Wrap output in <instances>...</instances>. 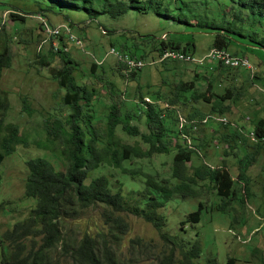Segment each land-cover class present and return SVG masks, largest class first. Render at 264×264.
<instances>
[{
    "label": "rangeland",
    "instance_id": "rangeland-1",
    "mask_svg": "<svg viewBox=\"0 0 264 264\" xmlns=\"http://www.w3.org/2000/svg\"><path fill=\"white\" fill-rule=\"evenodd\" d=\"M4 1L6 4L0 3V52L3 47L6 48L8 63L0 67V90L7 100L3 122L17 126V143L14 151L0 162V234L15 221L25 218L35 203L33 198L23 195L26 174L24 160L38 156L47 160L56 170L66 169V160L56 151L61 149V144L54 142L52 150L44 129L45 120L57 118L62 121L69 113L61 102L63 89L50 76L51 68L60 67L62 55L73 65L74 81L91 92V97L82 104L83 110L91 116L90 124L97 134H102L107 106L111 102L118 103L120 115L124 112L134 114L129 123L136 126L139 132H147L140 110L142 103L134 98L137 91L144 101L156 100L155 103H165L164 98L169 96L168 90L179 80L192 81L198 92H205L208 83L214 95L222 94L226 88L231 91L234 100L231 103L224 100L225 104L229 103V110L223 114L210 112L208 105L201 101L183 105L188 93L179 94L174 105L165 104L168 111L163 124L166 132L171 131L166 137L169 152L132 158L129 164L128 161L123 164L133 166V169L141 167L142 171L156 174L157 177H169L173 142L176 140L173 137L174 128H185L192 135V139L187 137L189 141L185 143L195 150L186 166L223 165L234 181L235 194L225 206V211L220 213L215 209L220 200L214 194V189L206 184L197 186L195 196H179L158 208V212L164 216L160 231L183 236L189 241L197 240L200 243V254L195 260L197 264H205L209 256L215 257L217 264H227L229 257L234 259L232 264H264V145L246 169L247 194L243 191L241 181L235 179L237 161L244 154L251 153L254 144L250 138L252 135H246V130H252L259 119L264 123V49L259 47L260 41L264 45V24L254 28V35L249 31V37L233 35L234 41L226 48L248 60L253 67L251 74L244 68L217 71L214 69L217 63L206 59L201 63L164 60L139 69L118 71L115 63L121 62L106 54L109 46L128 55L133 53L138 57L145 54L143 60L146 61L156 59L151 45H157L159 41H172L180 46L193 44L192 55L198 58L207 52L213 34L193 26L194 20L191 18L188 19L190 25H186L171 18L157 17L150 12L129 10L117 18L102 15L89 20L83 12L69 7L64 13L57 7L41 12L35 2H40L38 4L45 8L44 0ZM221 5L219 7L218 3H210L209 16L218 19L222 9L229 7L225 1H221ZM12 8L22 19L11 20L9 10ZM42 21L49 27L67 24L71 35L79 40L80 45L73 44L62 35L59 38L47 35L41 26ZM54 45L60 49L56 55L50 56ZM42 59L47 60V65L40 63ZM92 63H95L93 68ZM130 71L134 72L132 77L127 76ZM155 94L161 98H155ZM193 123L195 125L189 131L187 127ZM214 130L218 133L239 131V136L244 137L245 141L238 140L231 153L225 155L222 152L225 144L218 142ZM114 135L123 143L146 148L138 136L125 134L119 126L115 127ZM87 136L85 134V138ZM117 173L116 169L101 164L89 171L84 181L87 182L94 175L105 174L110 186L114 189L120 186L126 197L143 193V176L140 179L131 178L122 172L118 178L123 181L121 183L114 180L118 177ZM198 203L201 204L199 221L191 226L185 223L184 230L181 229L179 222H185L186 214L193 211ZM100 212V208L87 209L75 219H63L60 224L62 235L66 239L68 236L78 239L83 231L92 236L98 231L106 233ZM121 217L127 224L125 233L116 239L104 235L111 241L115 256L129 264L150 262L153 252L161 246L158 231L133 214L121 213ZM134 238H138L144 246L132 247ZM0 243L5 245V242ZM58 252L59 248H56L53 260L57 258ZM2 262L0 255V264Z\"/></svg>",
    "mask_w": 264,
    "mask_h": 264
},
{
    "label": "trees",
    "instance_id": "trees-1",
    "mask_svg": "<svg viewBox=\"0 0 264 264\" xmlns=\"http://www.w3.org/2000/svg\"><path fill=\"white\" fill-rule=\"evenodd\" d=\"M45 8L35 2L41 12L57 7L61 13L68 7L83 12L89 20H95L98 16L117 18L129 10L139 13H152L157 17L171 18L178 23L190 25L188 19L194 20L193 26L210 31L213 39L210 46L227 48L233 39V35L240 34L249 37L250 31L264 24V0H44ZM221 1L229 4L227 9H222L219 18H215L209 11L210 3ZM6 4V1L0 0ZM194 3L193 9L191 5ZM171 6V7H170ZM200 8V9H199ZM177 10V13H173ZM26 13V12H25ZM11 20L22 19V16L13 8L9 10ZM74 23V22H73ZM236 23H239L236 26ZM250 28V30H248ZM129 37V36H128ZM134 37V34H133ZM131 39V38H130ZM135 43V42H132ZM248 46L247 44H242ZM110 47V46H109ZM113 47V46H111ZM122 47V46H121ZM259 47L264 49L262 41ZM193 44L180 46L176 42L159 41L157 45H151L155 51V58H160L164 50H174L184 55H191ZM59 51V50H57ZM57 51H50V56L56 55ZM236 54V53H233ZM145 63L152 64L150 60H143L145 54L136 56ZM153 58V59H155ZM61 64L59 68H51L50 76L58 87L63 89L61 102L68 108L69 113L64 120L57 118L45 120L46 140L53 150L54 142L61 144L57 154L66 160L67 166L64 171L56 170L42 157H32L24 160L26 174L23 180V195L33 198L35 203L27 216L22 220L15 221L10 228L4 229L0 234V255L3 258L1 264H129L125 260L115 256L111 241L104 235L113 236L115 239L125 233L127 224L122 219L121 213H129L142 218L158 231L161 246L152 255L150 262L143 264H197L195 262L200 254V243L197 240H186L183 236L161 232L164 224V216L158 212V208L179 196H195L196 187L202 184L211 186L220 203L215 209L223 213L225 206L234 197L233 179L223 165L211 167L206 164L191 168L186 166L195 150L188 146V138L192 135L181 126L174 128L173 142L174 152L171 158L170 175L167 178L157 177L156 174L142 171L140 168L127 167L124 162L130 163L132 158L149 157L154 153H168L169 145L166 140L167 133L163 120L167 114L168 105H174L177 96L182 92L188 93V98L182 102L188 105L190 102L201 101L208 105L210 112L223 114L229 110V103L234 100L231 91L226 88L220 95H214L210 83L206 85L205 92L194 89L192 81L179 80L172 89L168 90L169 96L165 97V103H155L156 100L144 101L140 95H134L138 102L142 103L140 110L143 116V124L147 132H139L136 126L129 123L134 117L126 112L119 114L118 103L111 102L107 106L105 114V125L102 134H97L90 124L91 116L87 114L82 102L91 97V92L85 86L79 85L72 76L73 65L68 58L60 55ZM155 59V60H156ZM164 60L182 61L166 58ZM212 61V60H205ZM188 62L189 61H184ZM204 62V61H203ZM8 57L6 48L0 52V67L6 66ZM47 65V60H40ZM191 63V62H190ZM214 69L227 72L231 68L216 62ZM95 63H92V68ZM117 70L126 69L122 63H115ZM234 71L238 68H232ZM134 70V69H133ZM248 71V70H247ZM134 72H128L132 77ZM231 79H234L231 77ZM158 98L160 95H154ZM24 103L22 104V108ZM7 108V100L0 90V162L12 153L17 140L15 138L17 126L13 123H4V111ZM25 109V108H24ZM196 111V109H194ZM175 121H177L175 119ZM204 121V120H203ZM221 125L224 123L220 122ZM82 124V125H81ZM188 125L187 129L194 126ZM84 129H83V127ZM127 135L138 136L146 144L145 149L138 145L121 142L115 135V127ZM252 135L254 144L251 153L244 154L239 158L236 180L241 181L245 194L248 193L247 167L255 160L256 154L264 145V123L257 120L252 130H246V135ZM87 134V138H85ZM189 135V136H188ZM218 142L224 143L223 154H230L237 141L244 142V137L239 136V131L214 130ZM239 138V139H238ZM21 141V140H20ZM104 164L117 170L118 177L114 180L121 182L118 178L120 173L129 174L131 178L136 177L144 183L143 193L126 197L118 186L116 189L109 184L107 175L98 174L87 178L89 171L95 170ZM123 183V181L121 182ZM143 205L140 206L139 204ZM201 204L198 203L193 211L185 216V222L180 221L182 226H189L199 221ZM100 208L102 222L106 225V233L100 231L92 236L83 231L78 239L69 237L66 239L60 230L63 219H75L81 212L87 209ZM143 247L138 238L133 239L132 247ZM59 248L57 258L53 260V252ZM153 249L155 247H152ZM5 250V253H4ZM233 258L227 259V264L233 263ZM205 264H217L215 257L206 258Z\"/></svg>",
    "mask_w": 264,
    "mask_h": 264
},
{
    "label": "built area",
    "instance_id": "built-area-1",
    "mask_svg": "<svg viewBox=\"0 0 264 264\" xmlns=\"http://www.w3.org/2000/svg\"><path fill=\"white\" fill-rule=\"evenodd\" d=\"M43 31L50 36L53 37H60L61 35L65 37L66 40L71 41L75 45H80V42L77 38L73 37L71 35L70 28L67 24L60 23L55 24L54 26H47V23L45 21H42L41 24ZM60 48L53 46V51H57ZM106 54L112 55L116 60L121 62L126 70L130 69H139L140 67L147 65V63L143 62L142 60L135 58L134 56H130L128 54L122 53L118 50H116L114 47H109L106 51ZM171 58V59H178V60H184L189 62H196L201 63L203 60H212L215 62H220L221 64L231 67V68H244L248 70L251 73H253V67L250 65L248 60L240 55L233 54L227 49L217 46H210L205 53V55H202L201 57H194L193 55H184L181 52H177L174 50H164L160 56V58L156 60H152V63L158 62L160 60ZM149 64V63H148ZM252 139V137H250Z\"/></svg>",
    "mask_w": 264,
    "mask_h": 264
}]
</instances>
